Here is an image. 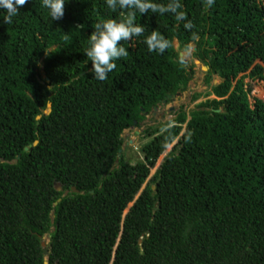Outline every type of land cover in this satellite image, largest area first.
<instances>
[{
    "label": "trees",
    "instance_id": "trees-1",
    "mask_svg": "<svg viewBox=\"0 0 264 264\" xmlns=\"http://www.w3.org/2000/svg\"><path fill=\"white\" fill-rule=\"evenodd\" d=\"M66 2L58 21L42 0L11 24L0 10V264H45V237L49 264H264V97L250 108L246 91L264 84V0H152L105 81L85 51L119 9ZM152 31L172 42L164 54L147 50ZM191 45L211 91L148 128L130 162L125 131L188 89Z\"/></svg>",
    "mask_w": 264,
    "mask_h": 264
},
{
    "label": "clouds",
    "instance_id": "clouds-1",
    "mask_svg": "<svg viewBox=\"0 0 264 264\" xmlns=\"http://www.w3.org/2000/svg\"><path fill=\"white\" fill-rule=\"evenodd\" d=\"M28 3L29 0H0V10L5 13L3 23L11 24L13 17L18 14L20 8L25 7ZM66 3V0H42V7L48 10L53 21H58L65 15ZM213 4L214 0H205V10ZM106 5L112 12H116L119 9L120 19L109 18L97 22L93 28L94 31L88 37L89 47L85 51L86 57L92 64V75L98 81L107 80L108 74L117 67L115 61L129 55L128 50L123 44L132 41L134 37L144 35L145 28L133 23L136 21V10L138 9L141 15L147 13L149 8H152L153 11L158 10L152 0H106ZM167 10L175 13L177 21L187 20V23L184 24L185 29L189 31L193 29L194 24L191 20H188L185 12L177 11L174 7ZM65 38L67 39V36ZM193 39H198L195 33H193ZM143 42L147 45L149 52L158 54H164L166 50L172 47V42L165 40L158 31H152L149 35L145 36ZM205 67L209 70L207 66ZM251 84L255 83L251 82ZM246 91L250 101V108H253L252 93L247 86ZM190 139L191 133L188 136V140Z\"/></svg>",
    "mask_w": 264,
    "mask_h": 264
},
{
    "label": "rangeland",
    "instance_id": "rangeland-1",
    "mask_svg": "<svg viewBox=\"0 0 264 264\" xmlns=\"http://www.w3.org/2000/svg\"><path fill=\"white\" fill-rule=\"evenodd\" d=\"M176 47L178 48V43L175 42ZM181 56L186 61V68L190 71L194 70V75L192 76V80L189 83L188 89L183 93H178L176 96L172 97L171 102H164L159 105V107L154 110L151 114L146 115L145 120L141 123V125L135 126L129 130L125 131L123 135L125 138L124 150L125 156L130 160V162L134 163L142 158V154L140 152V148L143 144L152 138V136L148 137L146 130L150 127H161V124L172 122L176 117V111H178L182 106H188L189 109L194 108V105L205 100L206 93L211 91V88L205 83V75L207 73V68H204V62L196 53V46L191 45L189 49L184 50L181 53ZM222 80L218 77H215L213 81V85H217L221 83ZM247 88L253 95H257L259 97H264V84L263 83H255L251 84L249 79L246 80ZM201 94V98L198 101H194L195 94ZM171 148H168L167 152L163 154L158 162L157 166L152 170L153 175L158 168V165L163 160L165 155L170 151ZM132 205V204H131ZM130 205V206H131ZM129 206V207H130ZM44 241L49 242L48 237L44 238Z\"/></svg>",
    "mask_w": 264,
    "mask_h": 264
},
{
    "label": "water",
    "instance_id": "water-1",
    "mask_svg": "<svg viewBox=\"0 0 264 264\" xmlns=\"http://www.w3.org/2000/svg\"><path fill=\"white\" fill-rule=\"evenodd\" d=\"M178 48H179V44H178ZM48 54H49V51L47 52V54L45 55V57H47L48 56ZM206 68V67H205ZM171 97V96H170ZM157 108H155V110H156ZM51 110H52V105L51 104H48V110L47 111H45V114H50L51 113ZM41 118V116H38L37 117V119H40ZM135 125H136V122L134 123ZM37 143L38 142H35L34 143V145H37ZM31 147V146H30ZM30 147H28V148H26L25 150L26 151H28V149L30 148ZM20 158V156H18V159ZM57 190H61V186L60 185H57ZM73 190H74V192H76L77 193V190L75 189V188H73ZM61 201V199L58 201V202H60ZM58 203H55V205H57ZM46 245H47V242H42V246H43V252H44V255H45V264H49V257H48V250L45 248L46 247Z\"/></svg>",
    "mask_w": 264,
    "mask_h": 264
}]
</instances>
